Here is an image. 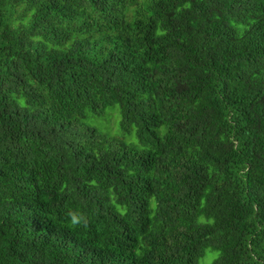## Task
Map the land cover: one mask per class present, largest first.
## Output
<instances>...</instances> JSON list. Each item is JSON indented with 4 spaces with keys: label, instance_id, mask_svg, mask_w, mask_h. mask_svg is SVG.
Listing matches in <instances>:
<instances>
[{
    "label": "trees",
    "instance_id": "obj_1",
    "mask_svg": "<svg viewBox=\"0 0 264 264\" xmlns=\"http://www.w3.org/2000/svg\"><path fill=\"white\" fill-rule=\"evenodd\" d=\"M207 249L264 264V0H0V264Z\"/></svg>",
    "mask_w": 264,
    "mask_h": 264
},
{
    "label": "rangeland",
    "instance_id": "obj_2",
    "mask_svg": "<svg viewBox=\"0 0 264 264\" xmlns=\"http://www.w3.org/2000/svg\"><path fill=\"white\" fill-rule=\"evenodd\" d=\"M119 111L117 107L108 108L104 116L89 115L84 120V124L95 128L100 135L107 138H119L129 143L138 144L134 135L124 136L119 129ZM217 252L207 249L198 264H212L217 257Z\"/></svg>",
    "mask_w": 264,
    "mask_h": 264
},
{
    "label": "clouds",
    "instance_id": "obj_3",
    "mask_svg": "<svg viewBox=\"0 0 264 264\" xmlns=\"http://www.w3.org/2000/svg\"><path fill=\"white\" fill-rule=\"evenodd\" d=\"M68 217L70 218V224L73 227L84 225L86 226L88 221L87 218L82 214L76 211H70L68 213Z\"/></svg>",
    "mask_w": 264,
    "mask_h": 264
}]
</instances>
